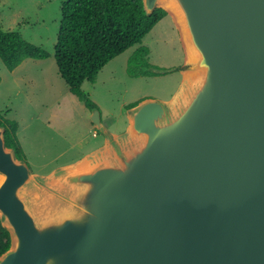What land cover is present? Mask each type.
Instances as JSON below:
<instances>
[{
    "label": "water",
    "instance_id": "1",
    "mask_svg": "<svg viewBox=\"0 0 264 264\" xmlns=\"http://www.w3.org/2000/svg\"><path fill=\"white\" fill-rule=\"evenodd\" d=\"M143 1L180 32L179 87L119 133L92 108L104 143L46 174L0 125V264H264V0Z\"/></svg>",
    "mask_w": 264,
    "mask_h": 264
},
{
    "label": "rangeland",
    "instance_id": "2",
    "mask_svg": "<svg viewBox=\"0 0 264 264\" xmlns=\"http://www.w3.org/2000/svg\"><path fill=\"white\" fill-rule=\"evenodd\" d=\"M63 1L0 0L4 26L20 29L26 39L51 53L45 62H27L13 70L0 57V77L4 79L0 82V110L15 104L9 116L22 121L24 126L20 135L32 152L36 144L50 141L63 145L85 138L95 148L104 142L103 133L94 135L93 128L89 130L88 107L69 89L58 72L55 48ZM142 44L150 48L148 60L152 66L176 69L148 75H130L128 61L137 49V44L110 60L96 81H86L83 85V90L100 108L103 121L113 131H124L128 125L127 110L122 108L124 102H139L146 97L169 99L182 81L179 67L184 64L185 51L180 32L170 14L152 28ZM78 151L73 149L61 161L76 156ZM37 155L30 157L33 164L28 160L31 167L38 173H49L55 164L42 166L39 163L41 156L38 152Z\"/></svg>",
    "mask_w": 264,
    "mask_h": 264
},
{
    "label": "trees",
    "instance_id": "3",
    "mask_svg": "<svg viewBox=\"0 0 264 264\" xmlns=\"http://www.w3.org/2000/svg\"><path fill=\"white\" fill-rule=\"evenodd\" d=\"M167 14L164 8L158 7L148 15L143 0H64L55 58L59 73L69 89L89 109L98 107L83 90V84L96 81L110 60L137 44L128 61L129 74H155L148 60L150 48L142 42ZM50 56V51L26 39L20 30L0 28V57L10 70L26 58ZM136 103H130L128 107ZM9 112L10 109L0 110V125L6 126V143L15 147L19 158L27 160L18 134L19 121L10 117ZM10 246V231L0 218V255Z\"/></svg>",
    "mask_w": 264,
    "mask_h": 264
},
{
    "label": "crops",
    "instance_id": "4",
    "mask_svg": "<svg viewBox=\"0 0 264 264\" xmlns=\"http://www.w3.org/2000/svg\"><path fill=\"white\" fill-rule=\"evenodd\" d=\"M3 21H4V17L2 15V12L0 11V28L3 29V30L18 29V28H10V27L6 28L4 26V24H3L4 23ZM18 30H20V29H18ZM48 58H50V57H48ZM48 58H31V57H29V58H26L18 67L22 66L23 64H26L27 62H33V61L45 62ZM57 68H58V64H57ZM58 72H59V69H58ZM2 80H4V79L2 77H0V82ZM30 81H32V79H30ZM129 104L130 103L124 102L122 104V108L127 110ZM6 109H10V112H9V114H10L11 111H13L15 109V104L11 105V107H8ZM90 113L92 114V109H89V111L87 113L88 121H89V124H90V126H89L90 129L89 130H92V128H93L94 135H97L100 131L95 127L94 123L92 122ZM127 117H128V114H127ZM18 121H19V119H18ZM128 124H129V119H128ZM23 126L24 125H23L22 121L20 120L19 121V130H18L19 138L21 140L22 146L24 147V150H25V153H26V156H27V160H29L32 164H33V161H32V159L30 157H33L34 155H36L38 157L37 152L41 156V159H40L39 163L42 166H45L48 163H53V164H55V166L56 165L59 166V165L72 163V162L82 158L84 155H86L87 153H89V152H91V151H93L94 149L97 148V147L95 148L94 144L88 143V141L85 138H80V139H76L74 141H70L69 143H64L63 145H61V143H54V141H50L49 143H38V144L35 145L34 151L32 152L31 150H28V148L26 147L25 143L23 142V138L20 135V133H21L20 130H21V128ZM115 132H117V131H115ZM104 141H105V137H104ZM93 147H94V149H93ZM73 149H79V151L76 154V156L73 155V156L68 157L65 160L61 161V158H63L64 156L68 155L70 152H72ZM55 166L53 168H51V170H49V171H52L54 168L57 167V166L56 167Z\"/></svg>",
    "mask_w": 264,
    "mask_h": 264
}]
</instances>
